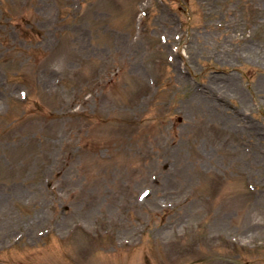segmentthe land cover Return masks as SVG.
Wrapping results in <instances>:
<instances>
[{
	"label": "rangeland",
	"instance_id": "obj_1",
	"mask_svg": "<svg viewBox=\"0 0 264 264\" xmlns=\"http://www.w3.org/2000/svg\"><path fill=\"white\" fill-rule=\"evenodd\" d=\"M0 264H264V0H0Z\"/></svg>",
	"mask_w": 264,
	"mask_h": 264
}]
</instances>
